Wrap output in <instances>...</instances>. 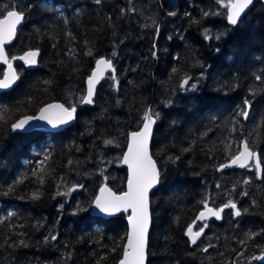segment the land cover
<instances>
[{
  "label": "trees",
  "instance_id": "trees-1",
  "mask_svg": "<svg viewBox=\"0 0 264 264\" xmlns=\"http://www.w3.org/2000/svg\"><path fill=\"white\" fill-rule=\"evenodd\" d=\"M227 3L0 0V13L25 14L14 55L40 54L33 70L15 61L20 81L0 93V264H119L128 215L102 219L89 209L100 182L125 191L120 160L148 109L159 113L150 153L161 179L150 196L146 264H264L252 259L264 250V4L256 1L229 27ZM101 57L111 59L116 79L108 73L74 126L59 133L12 130L46 104L78 100ZM186 76L195 89L181 87ZM246 99L248 119L238 115ZM245 139L261 155L260 178L253 166L218 170ZM74 184L84 186L75 209L72 198L57 194ZM205 200L220 206L232 200L241 215L228 216L227 208L192 247L186 232Z\"/></svg>",
  "mask_w": 264,
  "mask_h": 264
},
{
  "label": "snow or ice",
  "instance_id": "snow-or-ice-1",
  "mask_svg": "<svg viewBox=\"0 0 264 264\" xmlns=\"http://www.w3.org/2000/svg\"><path fill=\"white\" fill-rule=\"evenodd\" d=\"M96 3L99 4L100 0H96ZM252 4L253 0H228V3L223 5L228 9V22L232 25L238 24L241 14ZM204 15L207 16L209 13L205 12ZM0 16H2V18H0V62H3L8 67V71L3 74L4 78L0 80V89H8L19 79V75L13 69L12 60L19 59L24 61L27 65H35L37 63L36 58L39 56V51L30 50L25 52L22 56L11 57L10 59L8 53L5 51V45L10 43L16 36L17 26L24 20L25 14L22 10L11 8L6 11V14L0 13ZM88 55H92L91 50H89ZM113 55H115V53H113ZM153 55H155V53H153ZM109 69L112 70V79L115 80V68L113 67L111 59L101 57L96 60V68L87 79V94L82 97V103H93L96 85L103 77L104 71ZM191 79L190 76H186L183 79L181 87L195 89L197 85L196 83L190 84L189 81ZM256 79L260 80L261 76H257ZM250 108L251 102L246 99L244 101V108L238 112V115L248 119ZM75 112L76 107L74 105L65 107L64 104H50L40 109L39 116H25L23 119L13 122L11 128L13 131L26 130V126H29L30 122L33 120L46 121L47 124L51 125L53 128H57L58 126L73 120L75 118ZM4 119L5 116L0 113V120ZM157 119H159V113L154 112L152 109H148L143 116V128L140 131L131 134V143L128 146L127 153L123 156V163L128 165L129 168L127 191L117 194L105 186L100 189V195L95 198V207L103 213L112 215L120 211L129 212L130 210V215L128 216L130 231L126 235V244L123 247V256L120 259L119 264H146L148 255V228L150 223L148 211L149 191L159 184L161 179L160 170L157 168L156 162L148 152V141L152 135V126ZM105 143H112V141H105ZM241 144L242 150L231 156L228 163L219 165L218 170H223L233 165L245 168L248 166L249 161L252 160L255 161L256 169L258 171L261 170V155L250 147L247 139L241 141ZM185 151H187V149H185ZM48 159H50V155L46 154L44 160L40 162L41 168L39 171L41 173L44 172L43 165ZM169 159L172 158L170 157ZM71 163L72 162L69 161V164ZM33 175H37V173H33ZM39 179L40 182L43 183L44 178L42 175ZM244 183L247 184L249 181L245 180ZM82 187V184H74L68 188L67 192H58L57 194L69 195L77 188ZM217 187H219V185H217ZM6 194L7 193H5V195ZM244 195H247V193H244ZM32 198L39 199V194L35 192L32 193ZM203 204L204 211L200 212L197 217L198 220L204 221L209 217H215L219 220L222 218V213L226 208L232 209L234 215L237 217L241 215L240 208H238L237 204L232 200H229L222 207L215 209L208 206L207 200L203 201ZM61 207L63 206L61 205ZM7 215L8 217H11L14 213L9 212ZM206 227H208V225L204 224L198 231H193L192 226L188 227L186 235L189 237L190 242L193 245H195L204 234V229ZM255 235L257 234H250L249 238H254ZM51 239L56 240L57 237L52 236ZM211 246L212 245H209L208 247ZM208 247H205L202 250L207 252ZM113 251H115V249H113ZM241 255H243V253H241ZM252 259L264 261V250H262L260 256H253Z\"/></svg>",
  "mask_w": 264,
  "mask_h": 264
},
{
  "label": "water",
  "instance_id": "water-1",
  "mask_svg": "<svg viewBox=\"0 0 264 264\" xmlns=\"http://www.w3.org/2000/svg\"><path fill=\"white\" fill-rule=\"evenodd\" d=\"M256 1H259V2H261L262 4H264V0H253V4H254ZM253 4H252V5H253ZM252 5H250L249 8L246 9L245 12L241 14V18H240V20H241V19H242V18H243L248 12H249V10L251 9ZM227 13H228V9H227V11H226V22H227L228 26H229V27H235L237 24H236V25H232V24H230V23L228 22V19H227ZM5 14H6V13H5ZM238 23H239V22H238ZM22 26H23V21L21 22L20 25L17 26V33H18V31L22 28ZM17 33H16V36L13 38V40H12L10 43H7V44L5 45V51H6L7 53H8V49L14 45V43H15V41H16ZM26 52H27V51H26ZM24 53H25V52H24ZM24 53H23L22 55H24ZM8 55H9V54H8ZM22 55H20V56H22ZM39 56H40V54H39ZM39 56L36 58V59H37V63H36L35 65H27V64L24 63V61L19 60V59H17L16 61L19 62V63H21V64H23L27 70H33V69H35V68L37 67ZM18 57H19V56H18ZM9 58H10V57H9ZM12 65H13V69L16 71L15 66H14V61H13V60H12ZM0 68L2 69V70H0V71L2 72V75L0 76V80H2V79L4 78V77H3V74H4L5 72L8 71V67H7V65L4 64L3 62H0ZM95 68H96V63H95V66H94V69L92 70V72L95 70ZM111 71H112L111 69L104 71L103 77L100 79L99 83L96 85V90H97L99 84L105 79L106 75H107L108 73H110ZM92 72H91V73H92ZM90 75H91V74H90ZM18 83H19V79L16 81L15 84L12 85L11 88H8V89H0V93L11 91V90H12V89H13ZM87 87H88V85H87V81H86V94H87ZM96 90H95V93H96ZM94 96H95V95H94ZM94 96H93V99H94ZM53 104H54V103H53ZM48 105H50V104H46V105H44L43 107H46V106H48ZM83 105H85V106H87V107H90V106H91V104H84V103H83ZM43 107H42V108H43ZM39 114H40V110L37 111V113H36L34 116H39ZM22 119H23V118H22ZM74 122H75V121H74V119H73V120L69 121V122L66 123V124L60 125V126H58L57 128H53L51 125L47 124L46 121L33 120V121L30 122V125H29V126H26V130H17L16 132H17V133H20V134H28V133H32V132H40V133H59V132L65 130V129H67V128L73 126V125H74ZM143 123H144V122H143ZM155 125H156V122H155V124H153V126H152V135H151V137L149 138V141H148V152H149V155H150V156H151V153H150L151 142H152V138H153V134H154V130H155ZM142 128H143V124H142L141 128H140L138 131H140ZM138 131H137V132H138ZM130 143H131V134L128 136L127 146H126V149H125V152H124L123 156L127 153V151H128V146H129ZM240 150H242V144H241ZM251 164H253V166H254V168H255V171H256L257 177L260 178V176H261V170L258 171V170L256 169L255 161H254V160L249 161L248 166L251 165ZM121 165L126 169V172H127V179H126V183H125V191H127V182H128V176H129V168H128V165H126V164L123 163V157H122V160H121ZM248 166H247V167H248ZM247 167H245V168H240V167L237 166V165H233V166L228 167V168H225V169H223V170H221V171H224V170H226V169H228V170L236 169V170L242 171V170H245ZM105 186H106V185H103L102 187H105ZM158 186H159V184H157L155 187H153V188L150 189V191H149V207H148V211H149V216H150V223H149V228H148V239H149V234H150V230H151L150 196L154 193V191L158 188ZM102 187H101V188H102ZM107 187H108V186H107ZM101 188H100V189H101ZM108 188H109V187H108ZM100 189L98 190L96 197L100 195ZM125 191H124V192H125ZM113 192H114V191H113ZM72 193H73V192H72ZM115 193H116V192H115ZM117 194H119V193H117ZM96 197H95V198H96ZM89 214H90L92 217H97V218H102V219H111V218H114V217L119 216L120 214H126V215L129 216V215H130V210H129V212L120 211V212L114 213V214H112V215H109V214H106V213L101 212L98 208L95 207V199H94V201H93V203H92V205H91V207H90V209H89ZM128 216H127V219H126V224H127V228H128V232H129V231H130V225H129V223H128ZM198 216H199V215H198ZM236 218H237V216H236ZM209 219H216V218H215V217H209L207 220H209ZM207 220H204V221H207ZM216 220H217V219H216ZM204 221H202V220H198V219H197V222H204ZM217 221H220V219L217 220ZM192 228H194V226H193ZM128 232H127V233H128ZM125 244H126V243H125ZM147 249H148V248H147ZM258 261H259V262H264V261H261V260H258ZM146 263H147V260H146Z\"/></svg>",
  "mask_w": 264,
  "mask_h": 264
},
{
  "label": "flooded vegetation",
  "instance_id": "flooded-vegetation-1",
  "mask_svg": "<svg viewBox=\"0 0 264 264\" xmlns=\"http://www.w3.org/2000/svg\"><path fill=\"white\" fill-rule=\"evenodd\" d=\"M15 43H14V45L12 46V47H10L9 49H8V54H9V57H10V59H11V57H18L17 55L15 56L14 54H15ZM17 59H15V60H13L14 61V66H15V69H16V65H15V61H16ZM17 62V61H16ZM21 65H23V64H21ZM24 66V65H23ZM24 68H25V66H24ZM0 70H2L1 68H0ZM25 70H27L26 68H25ZM16 72H17V70H16ZM87 81V80H86ZM84 96H86V90H85V94L84 95H82L81 94V92H80V94H79V97H78V100H76V101H74V102H69L68 104H65V103H61V102H52L51 104H65L64 106L65 107H70V106H72V105H74L75 107H76V112H75V114H74V121L76 122V120H77V115H78V111L81 109V111L82 110H84V109H87V106H85V105H83V103L81 102V99H82V97H84ZM50 104V103H49ZM91 106H92V104H91ZM90 106V107H91ZM75 122H74V124H75ZM122 166V165H121ZM122 168H124L123 166H122ZM104 184V183H103ZM72 186V185H71ZM84 188V186L82 187V188H77L75 191H73V193H71L72 195H76V194H78L82 189ZM84 193V191L82 192V194ZM82 194H81V196H82ZM83 197V196H82ZM80 199L78 198V196H76V197H72V199H71V204H72V208L73 209H75V207H76V203H77V201H79ZM208 203V206L209 207H212V208H219V207H222V206H220L218 203H209V202H207ZM227 209V208H226ZM226 209L224 210V212L226 211ZM229 209V208H228ZM232 210V209H231ZM224 212L222 213V218H223V214H224ZM234 211L232 210V212H230V211H228L227 212V214H228V216H231V215H233L235 218H236V216L234 215V213H233ZM222 218H221V220H222ZM212 220H214V221H216V222H218L216 219H210V220H207V221H204V222H197L196 220H195V222L193 223V224H195V227H194V229H193V231H198L199 230V228L200 227H202L204 224H209V221L210 222H213ZM192 224V225H193ZM210 228H212L210 225H208V227H206L205 229H204V234L201 236V238H200V241H202V240H205V238L206 237H204V235H205V233H206V230L207 229H210ZM187 239L189 240V242H190V239L187 237ZM197 245V244H196ZM198 246V245H197ZM208 250H209V248H208Z\"/></svg>",
  "mask_w": 264,
  "mask_h": 264
},
{
  "label": "rangeland",
  "instance_id": "rangeland-1",
  "mask_svg": "<svg viewBox=\"0 0 264 264\" xmlns=\"http://www.w3.org/2000/svg\"><path fill=\"white\" fill-rule=\"evenodd\" d=\"M227 11V10H226ZM225 16H226V12H225ZM101 184H103L102 182H100V185ZM68 191V188H67V190H62V192H67ZM79 194H77L76 196H78ZM62 197H63V200L65 201V202H69L70 201V199L72 198V196H71V194H69V195H62ZM220 201V200H219ZM187 233V232H186ZM186 237H188L187 235H186Z\"/></svg>",
  "mask_w": 264,
  "mask_h": 264
},
{
  "label": "bare ground",
  "instance_id": "bare-ground-1",
  "mask_svg": "<svg viewBox=\"0 0 264 264\" xmlns=\"http://www.w3.org/2000/svg\"><path fill=\"white\" fill-rule=\"evenodd\" d=\"M16 42V41H15ZM112 64H113V62H112ZM113 67H114V64H113ZM20 81V80H19ZM16 132V131H15ZM17 133V132H16ZM18 134H20V133H18ZM29 134V133H28ZM21 135H26V134H21ZM201 238V237H200ZM200 242V239L197 241V243L196 244H198ZM190 244H191V246L192 247H194V246H196V244L195 245H193L191 242H190Z\"/></svg>",
  "mask_w": 264,
  "mask_h": 264
},
{
  "label": "clouds",
  "instance_id": "clouds-1",
  "mask_svg": "<svg viewBox=\"0 0 264 264\" xmlns=\"http://www.w3.org/2000/svg\"><path fill=\"white\" fill-rule=\"evenodd\" d=\"M74 125H75V124H74ZM74 125H73V126H74ZM71 127H72V126H71ZM250 166H253V164L249 165L248 167H250ZM248 167H247V168H248ZM253 168H254V166H253ZM254 169H255V168H254ZM226 170H228V169H226ZM233 170H234V169H233ZM235 170H236V169H235ZM245 170H246V169H245ZM220 171H221V170H220ZM224 171H225V170H224ZM238 171H239V170H238ZM242 171H243V170H242ZM197 217H198V216H197ZM196 221H197V218H196ZM220 221H221V220H220ZM220 221H219V222H220ZM194 225H195V224H194Z\"/></svg>",
  "mask_w": 264,
  "mask_h": 264
}]
</instances>
